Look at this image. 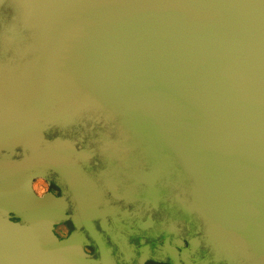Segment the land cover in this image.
I'll list each match as a JSON object with an SVG mask.
<instances>
[{"label": "water", "instance_id": "water-1", "mask_svg": "<svg viewBox=\"0 0 264 264\" xmlns=\"http://www.w3.org/2000/svg\"><path fill=\"white\" fill-rule=\"evenodd\" d=\"M42 113L35 160L0 154V264H108L94 220L116 234L115 213L94 211L67 167V130L132 166L124 189L172 239L125 231L149 253L264 264V0H0V150ZM51 173L60 192L37 196ZM69 221L98 258L81 232L57 237Z\"/></svg>", "mask_w": 264, "mask_h": 264}, {"label": "flooded vegetation", "instance_id": "flooded-vegetation-1", "mask_svg": "<svg viewBox=\"0 0 264 264\" xmlns=\"http://www.w3.org/2000/svg\"><path fill=\"white\" fill-rule=\"evenodd\" d=\"M50 116L51 114L42 113L37 121L38 131L28 132L18 142L11 143L5 149L7 155L12 159H19L20 156L16 154L19 153L23 155L21 159L26 161L31 158L35 153L33 148L36 145L35 141L39 140V146H42L41 141L44 136H48L47 122ZM61 135L68 143L66 155L68 166L77 171L80 187L86 192L91 206L96 211L115 213L114 219L118 230L116 234L113 232L109 217L95 220L96 228L105 240V246L110 248L108 264H114L116 252L119 253L117 257L119 264H129L130 261L143 264H172L169 248L152 254L144 245L138 244L134 238L125 234V231L136 235L142 234L149 240L154 238L168 243L169 247L172 246V239L162 235L157 219L144 201L138 198L135 190L124 189L123 183L127 181L126 164L118 157L112 161L108 160V153L103 150L100 138L93 132L67 130ZM36 180L43 183L40 194L33 188L37 196L58 193L61 190V182L54 174L46 179L36 178L33 182ZM6 185L18 190L24 188V182H8ZM74 231L83 234L85 251L98 258L99 249L80 224L69 221L54 227V232L61 238Z\"/></svg>", "mask_w": 264, "mask_h": 264}, {"label": "rangeland", "instance_id": "rangeland-1", "mask_svg": "<svg viewBox=\"0 0 264 264\" xmlns=\"http://www.w3.org/2000/svg\"><path fill=\"white\" fill-rule=\"evenodd\" d=\"M37 122V121H36ZM36 127H37V124H36ZM38 131V130H37ZM37 131H35V132H37ZM62 136V135H61ZM63 137V136H62ZM64 139V138H63ZM65 140V139H64ZM66 141V140H65ZM67 142V141H66ZM35 144L36 145H34V150H35V153L31 156V158H29L27 161L24 159H21V157L23 156V155H21V154H19V153H16L17 154V156H20L19 157V159H12V158H10L8 155H7V153H6V151H5V149H7L8 147H9V145H11V144H6V146L4 147V148H2L1 150H0V154L1 155H5V156H7V158L8 159H11V160H13V161H15V162H23V163H26V162H30V161H33V160H35L37 157H38V155L40 154V151H41V148H42V146H39V140L38 141H35ZM42 144V143H41ZM68 144V143H67ZM67 147H68V145H67ZM66 155H67V149H66V152H65V155H64V160H65V163L67 164V167L70 169V170H72L75 174H76V177H77V181H79L78 180V175H77V171L74 169V168H71V167H69L68 166V163H67V160H66ZM25 156V155H24ZM26 157V156H25ZM51 174H54V173H51ZM50 174V175H51ZM55 175V174H54ZM50 177V176H49ZM41 178V177H40ZM36 179V178H35ZM34 179V180H35ZM45 179V178H44ZM33 180V181H34ZM32 181V183H31V185H32V188H34V190L37 192V193H41L42 192V181H40V180H36L35 182H33ZM80 182V181H79ZM135 193L136 194H139L140 192L139 191H135ZM85 195L87 196V194H86V192H85ZM88 198V197H87ZM93 208V207H92ZM93 210H94V208H93ZM94 211H96V210H94ZM102 211V210H101ZM104 212V211H103ZM105 213H107V212H105ZM106 218V217H105ZM102 219H104V218H102ZM102 219H95V220H102ZM95 220H94V224H95ZM96 226V225H95ZM57 237H59V238H61L58 234H57ZM90 254V253H89ZM92 255V254H91ZM93 256V255H92ZM119 256V253L118 252H116V255L114 256V264H119L118 263V261H117V257ZM130 261V260H129ZM143 264L142 262H138V261H136V262H129V264ZM128 264V263H127Z\"/></svg>", "mask_w": 264, "mask_h": 264}, {"label": "bare ground", "instance_id": "bare-ground-1", "mask_svg": "<svg viewBox=\"0 0 264 264\" xmlns=\"http://www.w3.org/2000/svg\"><path fill=\"white\" fill-rule=\"evenodd\" d=\"M132 166L131 165H126V173H127V176H130L131 173H132Z\"/></svg>", "mask_w": 264, "mask_h": 264}, {"label": "trees", "instance_id": "trees-1", "mask_svg": "<svg viewBox=\"0 0 264 264\" xmlns=\"http://www.w3.org/2000/svg\"><path fill=\"white\" fill-rule=\"evenodd\" d=\"M116 146V145H115ZM121 153V152H120ZM122 154V153H121ZM124 158H125V156H124Z\"/></svg>", "mask_w": 264, "mask_h": 264}]
</instances>
